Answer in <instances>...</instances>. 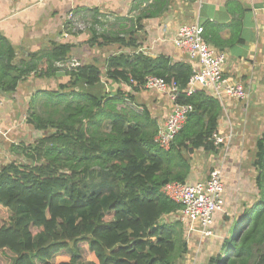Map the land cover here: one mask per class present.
I'll list each match as a JSON object with an SVG mask.
<instances>
[{"label": "trees", "instance_id": "trees-1", "mask_svg": "<svg viewBox=\"0 0 264 264\" xmlns=\"http://www.w3.org/2000/svg\"><path fill=\"white\" fill-rule=\"evenodd\" d=\"M171 1L134 0V20L121 18L125 22L116 33L93 32L89 44L102 46L101 41L130 48L141 21L158 17ZM237 9L241 17L244 8ZM240 19L226 26V37L223 26L205 21L204 41L217 49L244 43ZM94 23L102 24L98 19ZM68 50V45L56 46L48 59L63 60ZM1 56L8 59L0 61V83H6L2 89L7 92L32 67L22 64L20 70L11 65L14 51L8 45H0ZM47 68L44 75L50 76L58 66ZM66 74L69 79L60 84L61 92L45 91L41 111H29L28 122L45 134L33 143L14 146L26 161L0 166V208L7 212H0V253L8 264H85L78 259L84 246L97 264H178L187 252L180 224L161 219L179 205L160 188L168 181H186L196 150L215 149L210 137L217 130L219 103L204 90L179 94L176 101L191 103L194 110L170 149L164 150L153 141L157 122L147 108L128 110L126 100H135L134 92L142 89L148 75L185 89L190 65L164 56L120 52L107 58L104 71L83 63ZM120 84L124 86L113 89ZM255 146L257 200L233 239L224 241L225 254L212 264H249L254 248L264 243V130ZM96 168L107 170L116 189L89 190L86 182ZM69 248L73 254L68 255ZM256 262L264 264V252Z\"/></svg>", "mask_w": 264, "mask_h": 264}, {"label": "crops", "instance_id": "crops-1", "mask_svg": "<svg viewBox=\"0 0 264 264\" xmlns=\"http://www.w3.org/2000/svg\"><path fill=\"white\" fill-rule=\"evenodd\" d=\"M133 3L134 0H0V45H8L13 49L11 65L20 70L24 68L21 67L22 64L32 67L29 75L20 80L15 89L6 92L2 89L7 86L6 83H0V126L4 132L0 137V151L7 147L9 149L5 152L12 154L15 152L14 146L33 143L45 134V131L36 129L28 122L30 112L37 111L38 105L43 104L41 97L45 91L60 92V84H66L69 79L66 68L60 67L56 68L55 74L45 76L49 69L47 67L51 64L57 67L63 60L64 63L68 60L71 63L74 57L79 64H95L104 71L110 55L141 52L151 58L164 56L171 62L190 65L187 57L173 43V36L179 26L194 23L202 25L209 20L220 24V27L223 26L221 34L226 37V26L232 20L241 18L240 31L244 43L218 50L226 55V74L244 83L248 97L244 102L214 98L221 107L216 133L225 141L214 145V150H196L189 159L190 173L185 181L193 183L207 176L211 169L220 167L224 184L223 209L214 215L210 226L212 233L209 236L189 231L188 226L175 218V211L161 219L163 222H172L164 217L174 216L173 221L180 224L187 252L178 264H183L185 258H189L187 264H202L206 260L212 262L215 257L225 254L224 241L228 239L229 229L235 223H241L244 215L257 200V172L253 161L256 141L264 130V122L259 115L261 104L257 103L264 92V0H172L161 15L141 21L142 28L134 32V44L130 48L101 41L98 42L102 46L90 45L89 42L83 41L78 43L76 38L80 39L79 36L64 31L65 13L75 7L76 12L82 9L92 12L93 20L106 13L103 11H107L105 15L116 17L120 29L125 22L121 18L134 20L137 16V13L130 14ZM237 6L244 8L241 17H237L239 14L234 11V8L238 10ZM60 45L69 46L65 58L50 61L48 52ZM0 61L3 63L8 59L1 56ZM121 85L124 86L115 85L113 89ZM125 87L130 90L129 85ZM111 88L109 86V89ZM134 94L136 101L138 100L136 105L139 112L141 107L145 106L156 120L157 126L161 124L171 110L170 97L145 89ZM201 153V159H194L195 155ZM249 156L253 157L252 168L242 167L243 161L247 162ZM241 168L244 172H241ZM251 189L255 190L256 199L253 200L254 192L248 194L245 199V191L249 193Z\"/></svg>", "mask_w": 264, "mask_h": 264}, {"label": "built area", "instance_id": "built-area-1", "mask_svg": "<svg viewBox=\"0 0 264 264\" xmlns=\"http://www.w3.org/2000/svg\"><path fill=\"white\" fill-rule=\"evenodd\" d=\"M202 32L201 24H185L179 26L173 36L174 45L187 57L192 69L185 89L178 90L173 85L169 86L162 78L153 75L146 76L142 86V89L167 95L172 100L170 112L157 126L153 136L154 143L164 150L170 149L189 114L194 110L191 103L176 101L179 94L190 96L198 90H204L217 100L231 99L236 102H244L248 97L244 83L226 74L224 70L226 55L204 41ZM66 63L57 66L68 69L69 65ZM130 84L136 85L137 81L130 80ZM1 105L0 99V107ZM3 134V128L0 126V137ZM210 138L213 145L225 141L216 132ZM160 190L179 205L174 212L175 218L188 226L189 231H197L203 236L211 235L210 226L214 215L222 211L224 206V184L220 167L213 168L207 176L193 183L168 181Z\"/></svg>", "mask_w": 264, "mask_h": 264}, {"label": "rangeland", "instance_id": "rangeland-1", "mask_svg": "<svg viewBox=\"0 0 264 264\" xmlns=\"http://www.w3.org/2000/svg\"><path fill=\"white\" fill-rule=\"evenodd\" d=\"M76 8L77 7L70 9L69 11H67L65 13L63 24H64V31L67 30L71 34L75 35L76 37L79 36L80 39L76 38L78 43L80 41H83L84 43L88 42V40H90L89 38L92 36L93 32H95V34H107V33H112V32L116 33L119 30L118 22L115 20L116 17L110 16V15H105L107 13V11H103L106 13H102L101 15H99L98 20L100 19L99 21L102 23L100 25V24L94 23V20L92 19V17L94 15L92 14V12L88 11L87 9H82V11L76 12L75 11V10H77ZM109 13H111V12H109ZM136 13H138V9L133 8L130 10V14H136ZM76 58H78V57H76ZM63 62H65V60H63ZM66 64L69 65L68 69L66 68L67 72H68V70L70 71V70H72V69H74L80 65L79 62L74 57L72 58V63H70V60H68V62ZM64 69H65V67H64ZM262 80H263L262 84L264 85V76L262 77ZM149 91H151V90H149ZM112 92H114V91H112ZM257 98H260V96H257ZM126 101H127L128 105L125 104V106L128 110H136L137 112H139V108L136 107V105H135V104H137V101H138V100L136 101V98H135V100H132L131 102L128 100H126ZM257 103L261 104V106H260L261 114H259V115L261 117V120L264 122V92H263L261 98L257 101ZM42 107H43V105H38V108L36 110L38 112H40ZM102 129H103V131L107 132L109 130V125L104 122ZM8 149L9 148L6 147V148H4V150L0 151V166L5 165L11 161H22V162L26 161V159L23 156H21L22 154L19 153L18 151L13 152L12 154L6 153L5 150L8 151ZM202 156H203V153L195 155L194 159H196L197 157H199V159H201ZM248 158L249 159H247V162H245V160L243 161L242 167L252 168L251 162L253 160V157L249 156ZM206 171L208 172V169ZM241 172H244V170L242 169ZM104 181L106 182V184H108V187H105L102 185V184H104L103 183ZM113 182H114V180L112 181V178H111V176L108 175L107 170L99 171L96 168L94 177L89 179L86 183H87L90 191L99 189L100 188L99 183L101 186L100 189L107 191V190H109L110 187L115 188ZM254 191H255L254 189H251V192L248 193L246 190L245 191L246 196L244 198L247 199L248 194L251 195V193H253ZM254 199H256L255 198V192L253 194V200ZM0 212H3L5 215L7 214V212L3 211V209H1V208H0ZM164 218L165 219H171L172 221L174 220V216H170V218H167V217H164ZM162 222H163V220H162ZM238 227H239V224L235 223L232 226V228L229 229V232L227 233V238H229L230 240L233 239L232 237H233L234 233L237 231ZM254 250H255V252H254L253 258L251 259L252 260L251 264H257L258 263L256 261H258L259 254L264 252V243H262L261 245H259L256 248H254ZM67 253H68V255H69V253L73 254L74 251L71 248H69ZM78 254H79L78 259L81 262H83L85 264H97V263H95V261L88 258V255H87L88 250L86 247L81 246V249L79 250ZM185 259H186V261L185 262L183 261V264L188 263L187 260L189 258H185ZM178 262L179 261H177V263ZM0 264H8V259L6 258L5 253H0ZM202 264H212V262L210 260L209 261L206 260L205 263H202Z\"/></svg>", "mask_w": 264, "mask_h": 264}, {"label": "bare ground", "instance_id": "bare-ground-1", "mask_svg": "<svg viewBox=\"0 0 264 264\" xmlns=\"http://www.w3.org/2000/svg\"><path fill=\"white\" fill-rule=\"evenodd\" d=\"M212 142V141H211Z\"/></svg>", "mask_w": 264, "mask_h": 264}]
</instances>
